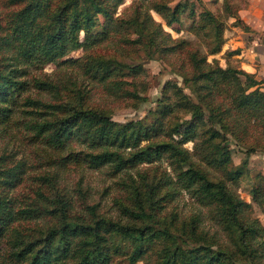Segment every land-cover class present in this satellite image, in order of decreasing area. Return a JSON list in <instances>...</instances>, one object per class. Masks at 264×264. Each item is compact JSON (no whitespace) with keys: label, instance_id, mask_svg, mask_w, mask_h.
I'll use <instances>...</instances> for the list:
<instances>
[{"label":"rangeland","instance_id":"374dc122","mask_svg":"<svg viewBox=\"0 0 264 264\" xmlns=\"http://www.w3.org/2000/svg\"><path fill=\"white\" fill-rule=\"evenodd\" d=\"M18 7L9 0H0V38L7 34L10 14ZM136 17L146 18L151 25L141 28L134 21ZM97 19L98 25L104 24L107 28L102 37H98V43L83 45L58 62L26 67L27 74L22 80L27 81V85L17 98L20 102L14 109L17 112L0 125V170L18 165L17 178L9 180L14 183L12 186L1 183L4 178L0 177V193L9 195L19 209H40L43 205L55 209L42 217L12 224L11 230L15 232L0 238V264H25L23 259L19 262L12 255L17 251L13 246L15 239H41L63 220L89 223L93 217H102L142 227L150 213H155L161 224L170 225L172 232L186 235L190 225H196L198 235L206 234L216 242L213 248L222 245L234 251L235 225L219 217L213 205L203 204L195 193L180 188L175 164L173 166L167 156L116 171L110 163L92 167L85 155L90 150L89 139H70L69 145L62 147L44 139L32 125L44 117L50 118L51 112L35 100L57 102L62 99L104 112L122 125L130 121L150 124L163 109L164 112L172 109L162 115L157 124L158 132L153 133L152 138L141 140L137 146L121 148L120 154L125 157L129 151L143 146L155 147L183 139L181 145L189 151L193 166L212 179L225 181L227 187L246 202L240 215L244 222L257 225L261 230L260 236L255 235L252 246L254 263L264 264V126L251 121L246 132L236 130L238 136L227 133L224 141L209 139L207 130L214 127L208 118L209 102L199 101L194 84L187 82L194 72L192 52L206 57L211 64L245 71L242 62H247L248 58L239 56V47L234 46L242 40L243 30L254 27L257 43L264 47V0H122L112 20L102 15H97ZM213 25L220 33L222 44L219 51L212 54L210 49L218 45L216 41L211 42ZM83 39L81 31L79 40ZM8 53L0 46V66ZM85 56L115 59L139 69L135 73L124 69L123 73H114L107 80L99 81L86 74L79 62L64 61ZM40 82L53 84V90L38 88ZM182 93L190 98L195 110L183 107ZM227 95L225 90L223 96L228 104ZM222 143L229 147L231 154V162L226 165L212 160L218 158L217 146L224 145ZM182 168L188 166L184 164ZM236 170L241 172L232 179L229 174ZM167 183H172L174 192L169 193ZM137 193L145 214L136 212ZM153 206L154 210L150 208ZM67 208L72 210L66 211ZM193 239L199 242L198 236ZM159 249L160 244L154 241L142 258L130 263V247H127L128 252L114 255L108 264H157Z\"/></svg>","mask_w":264,"mask_h":264},{"label":"trees","instance_id":"16d2710c","mask_svg":"<svg viewBox=\"0 0 264 264\" xmlns=\"http://www.w3.org/2000/svg\"><path fill=\"white\" fill-rule=\"evenodd\" d=\"M13 5H19L10 14L8 32L0 38V46L9 53L3 57L0 66V125L7 123L20 102L17 98L26 90L27 81L22 80L27 74V66H44L58 62L68 53L85 46H91L102 37L107 28L98 25L97 15L112 20L113 12L122 0H9ZM160 11V10H159ZM146 19V18H145ZM145 19L136 17L134 21L147 28ZM213 23L212 16L209 17ZM214 24V23H213ZM151 25V24H150ZM149 25V26H150ZM211 42L218 45L210 49V53L219 51L222 44L220 33L214 27ZM84 32L83 41L79 40V32ZM96 42V43H95ZM220 43V44H219ZM193 75L187 80L194 84V92L199 101L209 102L208 118L214 127L207 130L209 139H226V134L238 136L236 130L246 132L253 121L264 126V80L257 79L251 73L230 66L221 67L209 63L206 57H198L196 52L190 55ZM79 62L84 72L99 81L107 80L114 73H123L124 69L136 72L139 66H129L115 59H102L85 56L82 59H64ZM61 61V62H64ZM240 76H243L241 79ZM42 90L52 89L49 82L37 83ZM228 91L226 98L223 92ZM185 103L183 107L196 106L190 98L182 93ZM26 100V99H25ZM37 101L41 107L48 108L50 118L34 122L38 133L43 138L53 142V146H68L70 139L82 138L88 140L90 150L86 157L98 167L103 164H113L114 170L120 171L133 167L137 163L151 162L167 156L171 164H175L176 182L180 188L192 191L203 204L213 205L219 217L229 219L235 225L234 251L222 245L213 248L216 242L205 235H198L195 226L186 235L172 232L170 225H164L156 219L155 213L148 215L146 224L140 226L123 225L106 218L93 217L91 222L63 220V223L50 229L41 239L35 241L15 239L13 246L17 250L12 255L25 264H108L114 255L128 252L130 263L142 258L149 246L157 241L160 249L157 252V264H256L254 263L255 235L260 236L257 225L246 223L241 218L246 202L229 189L225 181L212 179L206 173L193 166L189 151L182 147V140L168 144L149 145L129 151L122 156L119 149L137 146L143 139H150L158 132L157 124L172 109L161 111L159 117L150 124L141 121H130L125 125L113 121L107 114L94 109L84 108L80 103L70 101L52 102ZM31 102V101H30ZM197 111L200 112L199 106ZM224 144V143H222ZM219 154L212 159L219 165L231 162L229 147L217 146ZM216 148V149H217ZM93 151V152H92ZM186 164L187 169L182 165ZM17 166V167H16ZM15 167L0 170L1 183L17 178ZM241 172L236 170L229 174L233 179ZM8 177V180H7ZM169 193L174 192L172 183H167ZM173 195V193H172ZM138 208L136 212L145 214L140 194L136 195ZM150 198V195L147 199ZM64 205H61L62 208ZM154 210V206L150 207ZM41 209V210H40ZM37 208H17L13 199L0 193V238L12 231L11 225L23 219H34L44 213H53L46 205ZM72 210L67 208L66 211ZM93 214V213H92ZM157 214V213H156ZM156 222L159 227H155ZM195 223V220L193 221ZM229 222V223H230ZM228 227V226H227ZM183 229V228H182ZM112 232V235L109 233ZM198 236V241L194 237ZM209 239V240H208ZM191 241V242H190ZM72 259L67 263L66 260ZM246 258V262L244 261ZM66 262V263H65Z\"/></svg>","mask_w":264,"mask_h":264},{"label":"crops","instance_id":"0c3cea01","mask_svg":"<svg viewBox=\"0 0 264 264\" xmlns=\"http://www.w3.org/2000/svg\"><path fill=\"white\" fill-rule=\"evenodd\" d=\"M250 28L248 31L243 30L242 33L244 36L242 40L237 42V45L234 47H239V56L248 58V61L246 60L247 62H242L245 71L254 74L255 77L264 78V47L257 43L256 29L254 27Z\"/></svg>","mask_w":264,"mask_h":264}]
</instances>
